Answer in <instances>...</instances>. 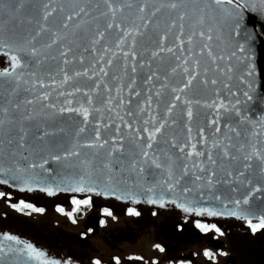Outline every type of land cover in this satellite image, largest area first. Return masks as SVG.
Masks as SVG:
<instances>
[{
	"label": "water",
	"instance_id": "95a60500",
	"mask_svg": "<svg viewBox=\"0 0 264 264\" xmlns=\"http://www.w3.org/2000/svg\"><path fill=\"white\" fill-rule=\"evenodd\" d=\"M3 7H0V35L4 39L9 40L13 44L12 54L15 53L16 44L26 43L21 37L27 35L29 32H34L38 25H36L35 20L39 19L42 12L40 9V4L43 0H24L23 7L17 9L16 5L19 0H0ZM100 3V10H105L102 0H88V3L92 5L89 11H95V5ZM134 4L139 3V0H133ZM167 0H150V5L154 4L159 6L161 3H166ZM240 0H232V4H224L223 7L231 9ZM69 0H60V4H68ZM248 3L252 6L245 7L243 9V22L241 26V35L237 36L230 34L229 28L225 24L223 16L209 9L204 15V23L200 24L199 20L201 13L198 10L188 11V16L186 17L185 31L180 37L185 40L186 47L192 48L193 51L199 53L196 59L200 60L199 68L196 72L199 73L198 79L194 81L193 85L189 90L184 93H180L183 99L192 101L194 116L191 121L187 119L186 116V106L182 102L173 101V94L165 90L164 95L161 97V102L159 109H155V104L153 108L155 109L154 114L158 112L160 116H163L166 106L170 102L176 103V108L174 109L172 116L169 117V124L166 125L163 130L162 135L158 134L157 140L159 142V147L156 155L159 160L165 165V169L156 170L152 168L151 174L147 171L143 174H137L126 171L122 178L117 179L111 185V190L107 195H99L103 199L115 200L123 203L136 204L135 200H129L124 197V193L131 191L138 194L139 203L150 204L147 202L149 193L146 189L153 187L156 192L157 199L162 195L165 203L163 205L157 203L155 205L163 207H171L174 209H179L184 211L180 207V204L185 203L189 207L193 208H213L221 211H225L222 207L227 205L229 209L237 210L235 205L232 203L237 199H242L250 188H260V192H256L255 195L250 200L249 205H242V209L245 212L251 211L255 213L252 218H258L261 214H264V175L261 174L259 164L260 161L253 158L250 163L251 167L247 170L243 168V156L245 154H250L252 147L255 146L257 149L264 154V0H248ZM35 5V7H33ZM56 6H59L57 4ZM82 6V5H81ZM195 8V6H191ZM199 7H204L201 3ZM252 8L258 9L253 11ZM183 11V9H181ZM135 12V7L132 9H126L124 15L130 16ZM71 14V12H69ZM97 16L99 12L95 13ZM176 12L170 11L165 8L157 17L159 27V34L163 35L168 27L170 19L175 18ZM90 19V18H86ZM31 21V23H30ZM58 22V20H57ZM103 20L99 23L103 24ZM53 30H57L55 24L52 25ZM155 25L151 26L154 28ZM151 28L148 31V37H151L153 42L149 43L148 37L137 38L138 43L136 47L137 54L144 52V59H151L147 54L145 49L158 50L157 41L158 37L154 35ZM67 31L70 35L69 38L76 41V44L87 46L89 43V37L91 33L89 32L87 36H83V29L77 30L74 28L73 24H69ZM195 32L204 31L206 36L201 38L196 36L191 45H187L188 37ZM72 32H76L75 36H71ZM179 33L176 29H172L171 33H168V39L163 42L164 47H175L176 40ZM207 35L212 36V40L208 41L206 39ZM116 34L115 32L107 36V42L109 46L114 47ZM48 42V37H41L36 42V47L41 48L43 55L38 59L42 61L41 63H31L28 68L23 69L25 73L24 81L19 82V89L14 91V84H10L8 77H0V110L7 109V113L4 114L0 111V118L10 119L13 121L11 124H6L3 129H0V139L7 140L8 129L14 128L19 129L23 127L28 133L27 139L29 143L38 144L39 141L34 139V136L38 134V130H43L44 132L52 133L45 137L44 142L46 144H51L53 141H57L55 147L51 148V152L45 151L43 155L50 156L52 153H62L65 149L72 150L76 146V150L80 151L81 156L79 158H70L62 163H55L50 160L49 165L52 171V175L56 176V182L53 183L51 177L48 173L44 172L42 169L37 168L34 170L35 174L39 177L40 183L33 182L31 184V190L29 186L20 181H10L9 184H0V187L4 188L5 191H9L19 198L23 197L25 199L31 200V202H38L42 200L46 201H58L64 197L76 196H88L90 194L96 193H79L70 191H56L54 194H49L42 189L47 187L49 184L55 188L56 184L59 183L60 176L57 173H61L64 176L75 177L77 171L83 173L84 168L80 166L77 169L75 166L79 164L80 160L87 159L91 162L88 170H92V165L95 166L97 174L99 173V167L101 163L107 162V152L108 147L105 148H88L82 147L83 145L94 141V131L97 126H99L101 132V138L109 139L115 135L119 139L120 135H123L125 153L124 155L128 157L125 159L124 163L127 166L129 160L132 156L138 152V149L132 148L130 141L128 140L129 130L125 127H121L120 133H116L115 127L105 128L101 120L120 124L121 122L115 118L114 112L105 111L103 115L95 112L96 108L102 107L98 102L99 97L105 95L103 89L97 94L92 92L93 104L88 105L87 98L84 93H88L94 87V81L89 77H75L74 73L77 71H84L88 68L92 62H94V57L89 53H83L85 56L84 63H80L75 60L67 65L63 64L62 58L60 57V49L54 46L52 49H43L42 45ZM3 43V39H0V44ZM73 45L74 52L70 53L67 59L73 60V55H81V50ZM204 44H208L210 48V55L208 54V49H205L204 53H201V48ZM238 45H244L245 52L243 54L239 53ZM8 51L7 49H0V52ZM125 51H128L125 48ZM236 52L237 57H233L232 53ZM19 55L24 58L23 53ZM48 57L45 59L44 57ZM7 61V57L0 55ZM52 57L56 59L53 60ZM222 58V59H221ZM7 67H0V71L5 68L11 69L10 61ZM176 65V61L173 59L172 54L165 51L162 53L160 58L153 60L151 69L158 72L161 77L165 75L168 76L169 88L172 87H182L184 77L178 70L176 74L171 73L172 67ZM192 68V64L188 65ZM120 62L119 58L114 63L113 68L110 70L109 78H107V83L110 87H114V82L111 80V74L116 73L117 75H122L120 72ZM63 69V71H62ZM19 71V70H18ZM251 71V75H248ZM34 73V75L29 76L28 73ZM64 72H67L69 76H72L67 83L63 82ZM149 69H139L137 75V82L139 88L144 93L145 86L141 83L144 78L145 73H148ZM91 75V73L89 74ZM204 79L216 80L215 85L209 83L207 85H201L199 81ZM124 82L127 83V77L124 78ZM40 83H43V87H40ZM160 82L156 81V86L159 87ZM79 88L81 91L77 92L76 89ZM30 89V91H26ZM47 92L49 94V100L43 101L40 97ZM247 92L252 99L248 100L243 93ZM60 93H64L61 96ZM71 93V95H68ZM114 94V93H113ZM125 95L127 92L125 90ZM32 100L31 105L27 104L26 101ZM65 100L72 101L71 105L64 103ZM239 100L240 104L236 105V101ZM199 101V104L196 103ZM56 104V108H46L45 104ZM215 105L209 107L208 105ZM221 104L224 107H221ZM16 105H19L17 109ZM81 105L90 108V118L88 124L85 126L82 122L83 118L76 115L75 113H60V107H73L79 108ZM233 106H237L241 109L243 115H247L250 118V122L240 123L235 113L233 112ZM123 114V112H121ZM25 115H31L32 120H24ZM126 120L131 121L128 117ZM147 119L146 116L141 115L140 120ZM172 119L178 121L177 124L171 125ZM217 120L218 124L216 126L221 127V132L213 136L214 126L211 124L212 120ZM140 120L134 122V126H141ZM158 126V125H157ZM80 127H86L84 132H79ZM150 130H152L151 126ZM191 128V134H189L186 129ZM198 129H203V133H199ZM233 130L239 131L240 136H234ZM143 134V133H142ZM146 135V134H144ZM230 139H226L229 138ZM175 139L179 146H185V154L178 153L176 148H171L169 145L164 144L165 140ZM206 138L207 142H204ZM213 142H220L222 144H231L239 147L240 145H245L243 152L237 151L235 149L231 150V154L235 155L237 159L235 161H229L228 159H220L221 153L216 148H212ZM196 144V151H203L206 154L211 153L214 159H217L216 165H210L205 157H187L186 153L192 151L191 145ZM0 151L7 152L8 146L3 145ZM120 154L118 153L117 156ZM169 157H171V167L174 175H181V168L183 163L189 165L190 174L185 180L177 186L174 192H169L165 188L161 192L160 182L168 179L166 175V169L169 165ZM179 157V159H178ZM29 161L31 162H42L40 155H29ZM203 162V165L208 168L209 171H216V180L223 181L226 172H232V184L219 183L209 188L207 186V176L202 181H195V175H201L197 169L191 168L193 163ZM13 163L10 157L4 156L0 159V166L8 167ZM27 162H22L21 166H24ZM73 166L71 172L68 170L69 166ZM239 171H244L245 176L240 177L239 180L236 179V175ZM114 176L120 177L119 172H115ZM4 173H0V179H3ZM47 178V179H46ZM242 181V182H241ZM248 181H251L249 184ZM203 185V187H201ZM66 182L61 187H67ZM190 187L192 189L189 193H184L182 191L183 187ZM23 189V190H22ZM100 189L104 190V185L100 184ZM233 189H236L233 191ZM17 193V194H16ZM114 193V194H113ZM98 195V194H96ZM221 197L220 200L215 199V197ZM21 198V199H23ZM175 201V203H173ZM154 205V204H150ZM186 212V211H184ZM190 214L197 217H206L208 215H200L198 212H189ZM208 217H232V216H208ZM237 218V217H235ZM242 219V218H240ZM0 219V244L11 245L12 247H22L23 244H32L37 252L45 253L44 256L36 259L35 257H27L22 254L16 256H0V264H47L50 260H58L60 264H68L69 261L62 256L59 252L52 249V245L46 243L44 238L38 235L37 232L32 229L28 223L22 221L15 222L11 218L3 220ZM15 220V219H13ZM4 235H14L21 242V245H17L13 241L3 240ZM67 262V263H65ZM72 264V263H71ZM76 264V263H73Z\"/></svg>",
	"mask_w": 264,
	"mask_h": 264
},
{
	"label": "snow or ice",
	"instance_id": "6c2138e0",
	"mask_svg": "<svg viewBox=\"0 0 264 264\" xmlns=\"http://www.w3.org/2000/svg\"><path fill=\"white\" fill-rule=\"evenodd\" d=\"M105 10H100V3L98 2L95 5V11H89L92 7L88 0H69L68 4H60V0H43L40 4L41 16L39 19L35 20L36 25L38 27L34 32H29L27 35L22 36L21 38L26 41L24 44H16L15 45V53L12 54L13 44L9 42V40L4 39L2 35H0V39H3V43L0 44V49H7L8 51L0 52V55L7 57V61L11 63V69L5 68L3 71H0V77H8L10 78L9 83L14 84V91L19 89V82L27 81L24 80L25 73L22 71L25 68H28L31 63H41L38 58L43 55L41 48L36 47V42L44 36L48 37V42L42 45L43 49H52L54 46L60 49V57L62 58L63 64L67 65L75 60H78L80 63H84L85 56L83 53H89L94 57V62L90 64L88 68H85L84 71H77L74 73L75 77H89L94 81V87L88 93H84L87 98L88 105L93 104V96L92 92H96L97 94L103 89L105 95L99 97L98 102L102 105V107L96 108L95 112L103 115L105 111L114 112L115 118L118 119L120 124L108 123L103 120L100 121L104 125V127L111 128L115 127L116 133H120L121 127H125L129 130L128 140L130 141V145L132 148L138 149L132 158L129 160L127 166H125V159H128L127 156L124 155L125 147H124V137L120 135L119 139L117 136H113L111 140L101 138V132L99 126L95 128L94 131V141L83 145L82 147H98L105 148L108 147L107 152V162L101 163L99 167V173L97 174V170L94 165H92V170L89 171L88 168L91 162L87 159L80 160L79 164L75 167L77 169L80 166H83V173L77 171L75 177L64 176L61 173H57L60 176L59 183L56 184L55 188L52 184H49L47 187H44L42 190L49 193L54 194L56 191H70V192H79V193H96L98 195H107L111 190V185L117 179L123 177L124 173L128 170L131 172L143 175L146 171L151 174L152 168L156 170L165 169V165L159 160V157L156 155L158 151L159 142L157 140L158 134L162 135L163 130L166 125L169 124V117L172 116L174 109L176 108L175 102H182L186 106V116L189 121L192 120L194 113L192 107V101L183 99L180 93H184L186 90H189L193 85L194 81L198 79L199 73L196 72V69L199 68L200 60L196 59L199 53H196L190 47H186L185 40L180 38L185 31L184 21L188 16V11L190 10H198L201 13V17L199 20L200 24L204 23L205 13L212 9L218 13H220L224 20L226 26L230 30V34L241 35V26L243 22V9L245 7H252L248 0H240V2L236 3L234 7L231 9L224 8V4H232V0H167L166 3H161L159 6L154 4L150 5V0H139V3L133 2V0H102ZM203 3L204 7H199V5ZM24 0H19V3L16 5V8L19 9L23 7ZM59 4V6H56ZM82 5V6H81ZM195 6V8L191 7ZM0 7H3L2 2H0ZM35 7V5H33ZM135 7V12L130 16L124 15L126 9H132ZM167 8L170 11L176 12V16L173 19H170L168 23V27L166 32L163 35H160L159 23L156 20V17ZM183 9V11H181ZM253 11H257L258 9L252 8ZM71 12V14H69ZM99 12L97 16L95 13ZM90 18V19H86ZM58 20V22H57ZM100 20H103V24L99 23ZM31 23V21H30ZM55 24L57 30H53L52 25ZM69 24H73L74 28L77 30L83 29L82 35L87 36L88 33H91L89 37V43L87 46H82L76 44V41L69 38V33L65 30L69 28ZM155 25L154 28L151 26ZM151 28L154 35L158 37L157 41V49L158 50H150L145 49L147 54L151 57V59L145 60L143 57L145 55L144 52H140L137 54L136 47L138 40L137 38H145L148 37V31ZM172 29H176L179 35L177 36L176 46L175 47H164L163 42L168 39V33L172 32ZM115 32L116 38L114 42V47L109 46L107 42V36L111 33ZM76 32H72L71 36H75ZM196 36L204 38L206 33L204 31L195 32L188 37L187 45H191ZM206 39L208 41L212 40L211 35H207ZM149 43H152L153 40L151 37H148ZM76 44V47L81 50V55L78 57L73 55V60L67 59L70 53L74 52L73 45ZM125 48L128 51H125ZM205 49H208V54L210 55V48L208 44H204L201 48V53L205 52ZM244 45H238L239 53L243 54L245 52ZM167 51L172 54L173 59L176 61V65L172 67L171 73L176 74L178 70L184 77L183 86L182 87H172L169 88L168 76L165 75L161 77L157 71L152 70V62L153 60L160 58L162 53ZM19 53H23L24 57L22 58ZM233 57H237V53H232ZM47 59L48 57H44ZM119 58L120 62V72L122 75H117L116 73L111 74V80L114 82V87H110L107 83V78H109L110 70L113 68L114 63ZM55 60V57H52ZM222 59V58H221ZM240 59V57H237ZM6 62V61H0ZM192 64V68L188 65ZM139 69H149L148 73H145L143 80L141 83L145 86L144 93L139 88L137 82V75ZM19 70V71H18ZM63 71V69H62ZM91 73V75H89ZM251 71H249L248 75H251ZM29 76L34 75V73L29 72ZM127 77V83L124 82V78ZM71 79L72 76H69L67 72H64L63 82L67 83ZM156 81H159V87L156 86ZM201 85H207L209 83L215 85L217 83L216 80H208L204 79L199 81ZM43 83H40V87H43ZM125 90L127 95H125ZM165 90L170 91L173 94V101L170 102L166 106V110L163 116H160L158 112L154 114L155 109H159L161 97L164 95ZM26 91H30V89H26ZM77 92L81 91V89L77 88ZM114 93V94H113ZM61 96H64V93H60ZM68 95H71L69 93ZM243 95L251 100L252 97L244 92ZM41 100L48 101L49 94L45 92L41 97ZM27 104L31 105L33 103L32 100L26 101ZM65 104L71 105L72 101L65 100ZM199 104V101H196ZM155 104V109L153 105ZM240 101H236V105H239ZM209 107L215 106L208 105ZM17 109L19 105H16ZM46 108H56V104H45ZM223 108L224 105L221 104ZM4 114L7 113V109L0 110ZM60 113H75L78 116L83 118L82 122L86 126L89 122L90 118V108L84 107L81 105L79 108L73 107H60ZM123 112V114H121ZM233 112L238 118L240 123L250 122V118L247 115H243L241 109L237 106H233ZM141 115L146 116L147 119L140 120ZM125 117H128L131 121L126 120ZM33 117L31 115H25L24 120L29 121L32 120ZM140 120L141 126H134V122ZM13 121L10 119H2L0 118V129H3L6 124H11ZM178 121L172 119L171 125L177 124ZM211 124L214 126L213 136L217 133L221 132V127L216 126L218 124L217 120H212ZM158 125V126H157ZM152 130H150V127ZM86 127H80L79 132H84ZM186 131L191 134L192 129L187 128ZM199 133H203V129H198ZM143 133V134H142ZM146 134V135H144ZM2 135V133H0ZM53 135L52 133L44 132L43 130H38V134L34 136L36 141H39L38 144L29 143L27 136L28 133L25 131L23 127L19 129L9 128L8 129V139L3 140L0 139V149H2L3 145L8 146V151L3 152L0 151V159L4 156H8L11 158L13 163L8 167L0 166V173H4L3 179H0V184H9L10 181H20L29 186V190H31V184L33 182L39 185L40 179L35 174L34 170L37 168L42 169L44 172L48 173V176L51 177L53 183L56 182V176L52 175V169L47 167L49 165L50 160L55 163H62L70 158H79L81 156L80 151L76 150V146L73 147L72 150L65 149L62 153H52L50 156H45L43 153L45 151L51 152V148L55 147L58 143L57 141H53L51 144H46L44 142L45 137ZM234 136H240L239 131L233 130ZM226 139H230L226 138ZM206 143V138L204 139ZM164 144L169 145L171 148H176L178 153L185 154V146H179L175 139L165 140ZM196 144H192V151L187 152V157H192L195 155L196 157H205L210 165H216L217 159H214L211 153H205L203 151H196ZM212 148L218 149L221 153L220 159H228L229 161H235L237 157L231 154V150L235 149L237 151L243 152L245 149V145H240L237 147L236 145L231 144H222L220 142H213L211 145ZM120 154L117 156V154ZM29 155H40V159L42 162H31L29 161ZM256 158L260 161L259 168L262 175H264V154L261 153L259 149L255 146L252 147L250 154H245L243 156V168L245 170L251 167L250 161ZM169 159V165L166 169V175L168 179H165L160 182L161 192L166 188L169 192H174L178 185L181 184L186 177H189L190 168L186 163L182 164L181 175L176 176L171 167V157ZM179 159V157H178ZM22 162H27L24 166H21ZM73 166H69V171L71 172ZM191 168L197 169L201 175H195V181H202L205 179V173L207 176V186L209 188L214 186L215 184L224 183V184H232V172H226L225 178L223 181L216 180L217 172L209 171L203 165V162L193 163ZM115 172L120 173V177L114 176ZM245 172L239 171L236 175V179L239 180L240 177H244ZM47 179V178H46ZM68 183L67 187H61L65 183ZM242 182V181H241ZM250 184L251 181H248ZM100 184L104 185V190L100 189ZM203 187V185H201ZM23 190V189H22ZM236 189H233L235 191ZM262 189L260 188H250L249 191L242 199H237L232 203L235 205L236 209H240L239 211L229 209L227 205L222 203V207L227 209L226 211H221L218 209L209 208H193L189 207L187 204L182 203L180 207L183 208L186 212H198L200 215H208V216H232L237 218H242L247 221V224L252 233H256L258 231L264 230V214H261L257 220L254 221L252 218L255 213L248 211L245 212L242 209V205H249L250 200L255 195L256 192H260ZM182 191L184 193H189L192 191L190 187H183ZM146 192L149 193V197L147 202L150 204H161L165 203L163 196L161 195L159 199L156 197V192L153 187H149L146 189ZM114 194V193H113ZM6 193L4 191H0V198H4ZM124 197L129 200H135L139 203L138 194L135 192H125ZM215 199L220 200L221 197L217 196ZM72 203L76 206V211L80 210L81 206H91L92 205V197L87 196L83 199H73ZM175 203V201H173ZM13 208H33L34 206L31 204H25L21 201L20 204H12ZM37 212H43V208H35ZM63 211V209H59ZM107 216H112V212L108 209L104 210ZM129 214L139 216L140 212L135 209H129ZM197 227L202 229L205 233L210 231H215L217 233L223 234L221 229L217 227V225L212 224L209 226L206 223H201L199 221L196 222ZM3 240L5 241H13L17 245H21L22 242L14 235H4ZM156 247L160 251H164L160 245H156ZM18 254H22L27 257H35L39 259L45 255L43 252H37L34 246L30 243L23 244L22 247H12L11 245L0 244V256L8 257V256H16ZM226 255L227 253H222ZM204 255L209 259H214L215 254L211 251H205ZM47 264H60L58 260H50ZM68 264H71L69 261ZM94 264H101L99 259L94 261ZM116 264H119V259H116Z\"/></svg>",
	"mask_w": 264,
	"mask_h": 264
},
{
	"label": "flooded vegetation",
	"instance_id": "af4514ba",
	"mask_svg": "<svg viewBox=\"0 0 264 264\" xmlns=\"http://www.w3.org/2000/svg\"><path fill=\"white\" fill-rule=\"evenodd\" d=\"M88 196L92 197V205L81 206L79 211L75 210L72 200L87 196L32 202L33 208H11V214H15L13 209L21 215L29 213V216H21L23 221L37 225L39 229L37 226L33 229L47 240L46 243L76 264H94L96 259L101 264H116L117 258L119 264H264V230L252 233L245 219L197 217L171 207L110 201L96 194ZM0 200L3 203V198ZM15 202L17 200H13V204L21 203ZM9 206L5 216L9 214ZM35 208L44 211L37 212ZM57 208L63 209L58 213L68 211V218L57 214ZM105 209L111 211L112 216H107ZM129 209L139 211L140 215L129 214ZM49 210L55 218L42 216ZM197 221L209 226L215 224L223 234L205 233L197 227ZM205 251L213 252L215 258L206 257Z\"/></svg>",
	"mask_w": 264,
	"mask_h": 264
},
{
	"label": "rangeland",
	"instance_id": "374dc122",
	"mask_svg": "<svg viewBox=\"0 0 264 264\" xmlns=\"http://www.w3.org/2000/svg\"><path fill=\"white\" fill-rule=\"evenodd\" d=\"M0 61H6L3 57H0ZM9 65V62H0V67H3V66H5V67H7ZM1 188L2 187H0V191H2L1 190ZM3 190H5L4 188H3ZM7 192L9 193V197H7ZM7 192H5L6 193V195H5V198H7V202H5V198H3V203L1 202V200H0V219H3V220H5V218H7V220H9V214H11V208H13L12 207V204H13V200H17V202H21V201H24V202H27V203H29V204H32V205H34L35 206V204H33L32 202H31V200H28V199H25V198H23V197H21V198H23V200H21V198H19V195L20 194H17V198H15V194H13V193H11V192H9L8 190H7ZM11 201V206H9V202ZM17 202H15V203H17ZM5 204L7 205V206H9V214H7V216H5V212H7V206H5ZM56 212H57V214H59V215H65L66 216V218H68V216H67V213H68V211H64L63 213H58V211H59V208H57V210H55ZM1 213L3 214V216H1ZM13 213H15V214H17V216H15V214H11V220L12 221H15V222H22L23 220H24V218H21V216H29V213H27V214H23V215H21V213L20 214H18L19 212H15V210L13 209ZM13 216L15 217L14 219L15 220H13ZM31 216L33 217V218H36V216H33V214H31ZM42 216H51V218H55V216H53V213H52V210H49V212L47 213V214H44V215H42ZM3 220H1V222L3 223ZM43 220H44V218H43ZM29 221H31V220H29ZM25 222V221H24ZM44 222H45V220H44ZM27 223V222H26ZM46 223V222H45ZM38 224H40V223H38ZM30 226H32V229H33V226H37V225H34V223H33V225L32 224H29ZM37 229H39L38 228V226H37ZM35 232H37V230H34ZM42 231V230H41ZM38 233V235L40 236V234H39V232H37ZM42 236V235H41ZM43 237V236H42ZM44 238V237H43ZM44 240L45 241H47L45 238H44ZM56 247V246H55ZM130 248H132V247H130ZM52 249L54 250V251H56L55 250V248L52 246ZM61 249V248H60ZM58 252V251H57ZM63 256V255H62ZM65 257V256H64ZM66 259H67V261H69V259L67 258V257H65ZM65 263H67V262H65ZM72 263V262H71ZM263 263V262H262ZM73 264V263H72Z\"/></svg>",
	"mask_w": 264,
	"mask_h": 264
},
{
	"label": "bare ground",
	"instance_id": "6f19581e",
	"mask_svg": "<svg viewBox=\"0 0 264 264\" xmlns=\"http://www.w3.org/2000/svg\"><path fill=\"white\" fill-rule=\"evenodd\" d=\"M226 211V210H225ZM227 218H229V217H224V219H227ZM234 218V217H233ZM236 219H240V218H236Z\"/></svg>",
	"mask_w": 264,
	"mask_h": 264
}]
</instances>
